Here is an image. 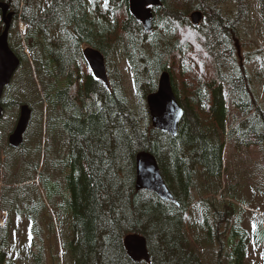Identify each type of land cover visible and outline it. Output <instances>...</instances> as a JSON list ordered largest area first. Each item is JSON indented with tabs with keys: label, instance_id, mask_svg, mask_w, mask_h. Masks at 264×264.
Listing matches in <instances>:
<instances>
[{
	"label": "trees",
	"instance_id": "trees-1",
	"mask_svg": "<svg viewBox=\"0 0 264 264\" xmlns=\"http://www.w3.org/2000/svg\"><path fill=\"white\" fill-rule=\"evenodd\" d=\"M0 1L14 12L8 44L20 60L15 75L21 76L23 62H31L18 89L12 83L5 86L1 104L4 109L27 104L33 116L44 104L47 142L42 149L39 140L28 154L24 134L20 146L7 145L3 151L0 170L3 165L6 188L0 208L6 219L0 226V264L47 263L44 240L54 232L52 217L47 220L34 207L41 205L28 181L42 150V166L45 152L54 157L56 149L49 148L61 134L67 142L51 166L59 179L40 173L38 180L61 212L62 264H257L247 253L242 207L231 199L234 187L223 190L221 201L213 195L222 184L225 142L238 148L264 143V113L246 67L236 59V46L250 36L251 2L232 0L231 16L222 7L226 0H160L161 6L152 8V31L146 33L129 12L128 0ZM256 1L261 24L256 33L262 32L264 39V0ZM193 10L203 13L200 27L189 20ZM19 20L26 25L23 37L15 26ZM86 46L104 56L108 86L92 77L82 57ZM123 60L136 104L124 86ZM162 71H168L184 109L174 136L151 126L145 103ZM33 93H40L35 100ZM226 96L241 115L230 127L225 125L232 117ZM139 151L154 156L175 202L135 189ZM190 203L194 213L187 216ZM19 221L29 225L25 234ZM260 231L264 220L253 231L264 254ZM129 233L145 238L148 263H134L127 256L123 239ZM213 245L216 255L206 256Z\"/></svg>",
	"mask_w": 264,
	"mask_h": 264
},
{
	"label": "rangeland",
	"instance_id": "rangeland-1",
	"mask_svg": "<svg viewBox=\"0 0 264 264\" xmlns=\"http://www.w3.org/2000/svg\"><path fill=\"white\" fill-rule=\"evenodd\" d=\"M249 1L251 2L250 10H249L251 29L248 31L250 36L246 37V40L244 41V43L241 44V46L239 47L238 45L236 46V52H237L236 59L239 60V62L243 66L246 67V70L249 75V84L252 85L253 88V96L256 98V103L259 105V107L262 109L264 113V39L262 36V32L256 33V28L261 27L260 18H259L260 6L258 5L256 0H249ZM20 5L22 4L20 3ZM234 5H235L234 1L226 0V2L222 6L224 8V12L228 14H230L231 12V16H233V13L235 11ZM189 14L188 17L190 18ZM247 24H248V20H244L242 22L243 27H246ZM15 26L17 28V32L20 34L21 37H23L24 31L26 30L24 22L20 21L16 23ZM197 26L200 27V24ZM24 49H25L24 52L28 55L25 44H24ZM28 64L31 65V62H28ZM28 64L27 62H23L21 68H19L21 71V76L17 75V73L15 75L14 73V76H12L11 78L10 83H12V85H14L17 89L23 82L21 78ZM119 66L124 75L123 81H124V86L127 90V95L130 98L131 102L136 104L138 102H136V98L131 90V74L129 67L126 64L125 60H123ZM223 87H224L223 88L224 92L226 93L227 92L226 84ZM39 94L40 93H38V95ZM32 95L33 96L31 98L33 99L34 97V100L36 99V96H38L35 95V93H33ZM8 101H10V99ZM8 101L6 103H9ZM225 106L229 109L230 116H232L226 119L225 121V125L227 126L229 125L230 127L236 124L241 119V115L239 114L238 110L230 104L227 96L225 99ZM16 109L13 107L5 108L4 114L0 119V137L2 139L0 146V149L2 150L0 151V165L2 163V159L4 158L3 151L5 150V146L8 145L7 136L9 132L13 129L16 119L18 117V112H19L18 107ZM41 111H42V115L40 116ZM31 117L32 118L30 119V122L28 124L23 142L26 150L25 152H27L28 154L32 152V148L33 149L35 148V145L39 140L42 149L43 146H45L47 143L45 124H44L46 117L45 105L42 104L41 110L37 108L34 116L32 115ZM40 119L42 120L41 123L39 122ZM59 136H60L59 140L57 139L56 136L55 142L53 143L52 147L49 148V151L53 150V148L56 149L55 151L56 153L53 151L54 157H52L50 153L48 154L45 152L44 156L47 159V162L45 161L44 165L42 166V159H43V150H42V152H40L41 159H40L39 168L37 167L35 172L30 173V175L34 178L30 181V183L34 185L32 187L34 191V201L41 205L40 207L34 205V207L39 211L40 214L43 213V216L46 217L47 220H49V216H51L54 226V232L49 231L50 237L44 240L45 254H46L45 260L48 264H50L52 259L56 260V262L59 261V264H62L61 253L63 249L60 243L61 242L60 231L62 230V220L58 218L61 212L57 208L56 204L49 200V198L47 197L48 196L47 192L41 186V184H39L40 182L39 183L37 182L40 173L44 175L50 174L52 176V179L54 180L59 179L57 172H52V168H51L53 161H55L56 154L57 153L60 155L62 154L65 148L64 145L67 142L63 134ZM236 146L237 145L233 141L228 140L227 142H225V146L222 153L223 170L221 173V182H222L221 189L225 190V188L229 185H232L234 187L233 189H235L236 192L233 193L235 194V196L231 199L234 203H236L237 205L243 208L242 211L240 212L242 216L241 226H243V228L246 230L249 238L248 240L249 246L247 249L248 256L251 259V261H255L257 264H264V254H262V249H261L262 247L260 246L259 242L254 243L253 240L255 239V233H253V231L255 230L254 223L256 222L258 223L260 222L261 219H264V143L262 144L259 143L258 145H250L248 147L241 146L239 148L238 146L237 147ZM26 159L27 158H24V162H26ZM46 166H49V168H46ZM18 168L19 167L16 166V169ZM3 169L4 167L2 165L0 170V195L3 194V192L5 191L4 188H6L5 179L3 178ZM16 169H14L13 172H16ZM35 174H37L38 176L36 175L35 177ZM62 179L63 178H61V180ZM221 189L217 190V192L213 194L218 201H221V198L223 199ZM192 193L194 196L195 192L192 191ZM204 196L207 195L204 194ZM190 206L191 203L189 204L188 207L189 209L187 210V216L188 215L191 216L190 213H194V212H190L191 209ZM2 215L3 214L0 213V218ZM194 219H196V217ZM189 220L190 219L186 217V221H188V223ZM43 224H45V222ZM17 227L20 228L21 233L25 234L29 225L23 224L22 221H19L17 223ZM223 228L224 227H221L220 229ZM263 234L264 231H260L258 235H263ZM13 240H14L13 244L18 245V240H16L15 238H13ZM216 252L217 249L215 248V245H213L207 249L206 256H208L207 253H210L212 254L213 257L216 255Z\"/></svg>",
	"mask_w": 264,
	"mask_h": 264
},
{
	"label": "water",
	"instance_id": "water-1",
	"mask_svg": "<svg viewBox=\"0 0 264 264\" xmlns=\"http://www.w3.org/2000/svg\"><path fill=\"white\" fill-rule=\"evenodd\" d=\"M160 0H128V10L138 20L144 31H151L152 7L160 6ZM4 28L0 32V98L4 87L9 83L14 71L19 65V59L10 49L7 41L9 20L12 12H7L8 4L0 1ZM202 17L199 10L190 13V19L197 24ZM83 56L91 69L95 79L102 80L107 85V77L103 55L95 48L83 49ZM146 105L150 116L151 126L159 131L174 136L177 124L182 118L184 109L176 99L171 84L170 75L163 71L158 79L157 89L149 93ZM3 115V107L0 102V118ZM31 116V109L27 104L19 107V114L14 128L7 136V142L12 147H18L22 143L23 134L27 128ZM135 189L150 190L159 198L175 202L168 190L154 156L148 151H139L135 155ZM123 245L127 256L134 262L149 261V253L145 238L136 233L127 234L123 239Z\"/></svg>",
	"mask_w": 264,
	"mask_h": 264
},
{
	"label": "bare ground",
	"instance_id": "bare-ground-1",
	"mask_svg": "<svg viewBox=\"0 0 264 264\" xmlns=\"http://www.w3.org/2000/svg\"><path fill=\"white\" fill-rule=\"evenodd\" d=\"M161 6V5H160ZM157 7V6H156ZM152 18H153V12H152ZM227 20V19H226ZM192 23V22H191ZM193 24V23H192ZM103 27V26H102ZM105 28V27H104ZM17 51V50H16ZM191 55V54H190ZM183 59V58H182ZM183 63V62H182ZM172 80V79H171ZM12 103V102H11ZM20 197V196H19Z\"/></svg>",
	"mask_w": 264,
	"mask_h": 264
}]
</instances>
